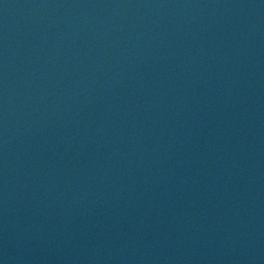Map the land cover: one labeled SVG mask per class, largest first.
I'll return each mask as SVG.
<instances>
[{
  "label": "water",
  "instance_id": "obj_1",
  "mask_svg": "<svg viewBox=\"0 0 264 264\" xmlns=\"http://www.w3.org/2000/svg\"><path fill=\"white\" fill-rule=\"evenodd\" d=\"M0 264H264V0H0Z\"/></svg>",
  "mask_w": 264,
  "mask_h": 264
}]
</instances>
